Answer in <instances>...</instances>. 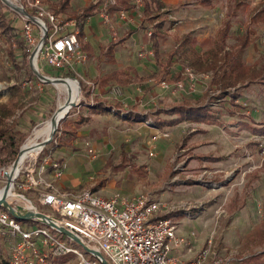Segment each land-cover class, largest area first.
<instances>
[{
	"label": "rangeland",
	"instance_id": "374dc122",
	"mask_svg": "<svg viewBox=\"0 0 264 264\" xmlns=\"http://www.w3.org/2000/svg\"><path fill=\"white\" fill-rule=\"evenodd\" d=\"M42 1L46 8L54 11L55 7H52V5L57 7L61 0ZM78 1L81 0H74V5ZM261 1H213V4L216 5L212 6V11L216 13L215 17L219 20L218 23L222 20L223 25H225L229 21L233 26L227 48L237 50V28L246 30L249 26V17L243 18L242 15L247 13L250 16L253 10L259 7ZM6 2L0 0V104L8 105L12 109L13 115L6 119L4 125H0V129L7 132L6 137L0 141V170L4 173L13 167L24 145L28 143L41 144L46 139L44 136H37V132L53 118L59 104L68 99V93L63 84L57 86L46 84L35 74L33 53L36 48L31 49L29 55H25L21 50H15L13 44H11L10 36L3 33L2 28L7 26L12 27L13 32L17 35L22 31L20 16L22 12L13 10ZM29 3V0H11V4L22 7L24 11L32 15V8ZM252 3L254 5H250L249 11L245 12L246 6ZM242 5H244V9ZM233 11L235 16L227 21L226 13L228 12V16H231ZM238 13H241L239 16L240 22L235 18ZM252 28L254 31L252 34L253 44L243 58L249 66L256 61L262 62L264 65V27L256 26ZM217 31L218 28L216 29L215 25L212 24L210 46L215 43ZM35 32L38 38V46L41 43V36L38 28L35 29ZM185 66L191 68L190 65L186 64ZM37 68L44 76L74 81L80 92V100L72 106L69 113L60 122L53 140L43 149L39 148L37 152L28 156L20 168L29 167L33 165L35 160L39 162L41 159L52 155L54 159H62L68 163L69 167L66 175L71 181L68 184L69 187H72L71 185L74 182L84 187L91 182V179H95L96 189H104L100 192L104 196L120 194L123 197L133 198L151 192V194L157 195L159 199L161 194L164 193L165 196L161 198V201L172 203L175 206H178V204L183 206L190 202L199 201L202 203L201 210H193L191 213L180 211L173 214L179 224V234L189 238L191 242H195L198 238L203 237L205 232L208 234L207 239L212 232H216L219 241L228 248L227 251L234 252L237 264H242L241 260L243 258L264 251V246L249 243L246 239L248 234L264 221V147L262 139L264 134L255 139L256 143L252 142L253 144H251L250 142L249 145L244 147V156L252 159L247 161L243 171L238 170L231 175H225L224 178H219V174L216 175V178L209 170L201 167L187 169V165L193 159L192 155H194L191 153L192 150H187V144L191 136L201 133L199 127L188 125L184 129L185 133L175 132L174 129L169 128L171 126L159 125L163 122V119L159 121L155 118L158 112H162L157 107H177L182 96L189 94L193 96L192 100L194 102H196L195 97L204 95L202 103L206 102L208 104L207 107L211 108L213 118L216 121L224 113L228 115L230 111L243 114L246 109L254 110V106L242 100L240 96L244 89L249 87L254 89L257 83L264 86V76L258 80L259 82L249 81L244 85L241 83V86H236L225 92L213 85L216 76L213 71L208 74V79L199 78L194 91L187 88L184 91L175 93L176 98L171 97V92V94L166 92L167 96L165 95L163 99V102H165L162 105L143 108V110L147 109L151 110L149 112H154V114L148 112L146 115L149 118L148 123H153L151 127L142 122L130 127H118L116 129L110 127L104 129L95 125L93 137L76 140L77 130L80 128L82 121L91 118V111L86 107V104L92 103V99L86 94L91 91V87L86 85L83 79L75 78L73 73H69V75L65 71L63 72L64 77H56L58 76L57 72L46 65L42 56L37 60ZM195 72L197 75L203 74L199 71ZM162 81H166V79H158L157 84L159 85ZM113 91L112 94L108 93L104 99L94 95V102L104 100L108 106H114L120 101L118 100L119 95L117 96ZM200 100L202 99L200 98ZM106 117L119 125L126 122L115 115L107 114ZM151 128L157 129L161 136L154 144L151 143V139L155 133L151 135V132L147 131V129L150 131ZM192 130L198 131L190 133ZM22 135L26 136V141L19 149L17 142ZM97 137L108 139L109 142L104 148L103 146L97 147V149L94 147ZM215 137L223 140V132L219 130ZM11 139L15 140V145H12L13 141ZM123 145H125L126 161L122 159ZM91 148L96 152L94 156L89 153ZM47 151H51V153L46 154ZM151 153H153L152 156H150ZM220 181L222 183L217 184ZM114 183L115 186L112 187ZM7 184L8 178H1L0 191ZM220 185L227 187L225 190H233L226 205H223V203L226 202L228 194L221 197L219 202H208L210 199L207 197V192ZM176 190H196L195 192L198 190L200 193L186 194ZM13 192L15 195L19 193L14 189ZM16 199L17 196H12L9 202L23 206L26 204L21 199L15 202ZM251 199H253V203L250 207L253 209L247 207L248 201ZM41 212L52 215L48 208H42ZM19 222L23 227L25 225L30 226L26 221ZM52 234L60 236L67 244L86 254L83 246L77 242L70 244L65 235L57 234L53 230ZM9 255L8 240L0 236V264H9ZM54 264H77V261L74 256L69 255L66 258L63 257L61 261L56 259Z\"/></svg>",
	"mask_w": 264,
	"mask_h": 264
},
{
	"label": "crops",
	"instance_id": "0c3cea01",
	"mask_svg": "<svg viewBox=\"0 0 264 264\" xmlns=\"http://www.w3.org/2000/svg\"><path fill=\"white\" fill-rule=\"evenodd\" d=\"M128 1L132 7L128 10L123 7L120 9V11H126L125 18L120 16V11H110V20H106L100 14L101 7L91 4L90 0H81L75 5L74 0H72L70 3V9L65 13L59 14L62 18L76 19L78 21L79 14L90 6L94 7L92 10L93 15L87 19L85 23V37L82 40L85 45L84 52L87 55V60L82 64H76L73 69H67L65 71L67 74L73 73L75 78L78 77L83 79L85 84L91 87V91L86 94L93 102L94 95L104 99L108 93L112 94V90L119 88L121 90V95H119L118 99L120 102L114 106H109L117 110L120 109L125 112H132L146 116L151 110H143V108L146 106L162 105L165 102H163L165 95L170 93L163 90L157 84L158 79L165 78L166 81H170L175 74L183 71L186 64L190 65V62L193 61L194 58V53L190 48H193L197 53V56H199L204 62H208V59H211L212 57V51L216 50L217 39L227 25L231 26L228 40L230 39L233 26L228 20L235 16V12L233 11L231 16H228V12L226 13V20L228 22L223 25L222 20L218 23L219 20L215 17L216 13L212 11V6L216 5L213 4L214 0H159L164 7L158 11L156 4L152 3L151 9L153 10L154 16L151 17L144 14V2L143 6H137L135 0ZM263 2L264 0L261 1L256 10H253V13L250 16L247 13L242 15L243 18H246L247 16L249 17V26L246 30L237 28V50H230L227 48L226 43L224 52H238L240 49L238 43L239 39L245 35L249 36L250 42L245 53L251 48L253 44L252 34L254 33L252 27H264L262 22H252V18L261 9ZM118 4L119 2L117 0V5ZM250 5H254V3L248 4L245 12L249 11ZM240 8L241 6L239 9ZM242 8L244 9V5H242ZM240 14L241 13H238L237 17H235L238 22H240ZM152 17H154L153 20ZM212 24L215 25L216 29L218 28V31L216 32L217 37L215 43L210 46L212 39ZM157 25L162 26L161 33L157 37V42L159 43L157 48L158 60L154 53L152 37L149 35L150 32H155V26ZM115 33L118 36L117 41L114 40ZM189 34L193 35L194 42L188 47L186 46L185 50V47H182V43L184 38ZM13 46L15 48L16 44H13ZM203 47H205V49H203ZM257 62L260 63L258 68H260L261 65L264 66L263 63L259 61H256L251 66H254ZM246 65L249 66L248 64ZM65 71H55L57 72L56 74H58L56 77H64L65 74L63 72ZM116 72L123 74L121 79L126 83L113 81L106 86L102 85V81L106 76ZM263 76L261 78H263ZM258 80L254 81V83L259 82ZM242 84L244 85L245 83ZM242 84H239L238 86H241ZM171 97L176 98L174 94H172ZM240 97L242 100L251 103L254 106V110L250 111V109H246L243 114H240L237 111H230L228 115L224 113L219 117V120L216 121L215 118H213L211 108L209 109L207 107L208 104L206 102L202 103L204 95L195 97L194 100H196V102L192 100L193 96H191V94L182 96L177 107H204L206 109L208 108L207 111L209 113L208 119L203 123L184 121L178 125L169 127L174 129L175 132L182 133H185L184 129L188 125L199 127L201 133L191 136L187 144V150H192L191 153L194 154L192 155L193 159L187 165V169L201 167L209 170L216 178V175L219 174V178H224L225 175H231L238 170H244L247 161L252 159L244 156V147L249 145L250 142L251 144L256 143L255 139L264 134V86H260L257 83L254 89L250 87L246 88ZM200 98L202 100H200ZM237 101H239V99H237ZM94 103L108 106L104 100H102V102L96 101ZM157 109H160L162 112H158L155 118L159 121L163 119V122L161 123L164 124V126L168 125L165 122L179 118L177 115H170L168 113L173 108L159 106ZM149 113L154 114V112ZM107 114L114 115L112 112H102L98 109L92 110L90 113V120L86 119L81 123L82 125L80 124L81 129L79 128L77 130L76 140L93 137L92 135L95 125L96 127H103L104 129H107V127L116 129L118 127L125 128L136 125V122L130 120H125L126 122L120 123L119 125L109 118L107 119ZM219 130L223 132V140L215 137ZM147 131L149 133L151 132V135L154 133L158 134V130L154 128H151L150 131L147 129ZM194 131L198 130H192L190 133H193ZM108 142V139H100L97 137L94 147L97 149V147L100 148L103 146L104 148ZM69 183H71V181L66 174L63 178L56 181V185L66 189H79L83 187L76 182L71 185L72 187H69ZM221 183L222 182L220 181L217 184ZM114 186L115 183L112 184V187ZM226 188L227 187H222L220 185L217 186V188L208 191L207 197L210 199L208 202H219L221 197L228 194L226 202L223 203V205H226L233 191L225 190ZM103 190L104 189L98 190L100 195V192ZM176 191H181L186 194L200 193L198 190L197 192H195L196 190ZM34 196L33 198H35ZM101 196L106 198L112 197ZM164 196V193H162L159 199L157 195H153L156 200H161ZM252 203L253 199L249 200L247 207H250ZM250 209L253 208L250 207ZM179 235L182 236L181 234ZM207 235V232H205L203 237L192 242L193 246H182L175 249L173 254L183 261L194 259L204 247ZM219 245L224 255H233L234 252H228V248L220 241ZM232 259V264H237L235 254ZM244 259L245 258L241 261Z\"/></svg>",
	"mask_w": 264,
	"mask_h": 264
},
{
	"label": "built area",
	"instance_id": "2783aa9c",
	"mask_svg": "<svg viewBox=\"0 0 264 264\" xmlns=\"http://www.w3.org/2000/svg\"><path fill=\"white\" fill-rule=\"evenodd\" d=\"M29 1L32 8V15H29L32 18L23 13L20 15L21 35L30 49L36 48L37 51L40 48L37 60L42 56L46 65L58 72L86 62L85 45L79 38L77 20L62 18L46 8L42 0ZM90 1L101 7L103 18L110 20V9L117 5V0ZM143 2L135 0L137 6H143ZM120 16L125 18L126 11H120ZM36 28L41 36L38 46ZM44 35L46 40L42 42ZM114 40H118L116 33ZM184 77L175 83L162 81L159 86L172 94L187 88L194 91L199 78L208 79L209 76L204 73L197 75L192 68L185 67ZM113 92L117 96L121 95L119 88ZM146 124L152 126L151 123ZM160 137L159 133L155 134L151 143L154 144ZM89 153L94 156L96 152L91 148ZM68 167L65 160L54 159L49 155L39 162L35 160L29 167L20 168L13 178L12 188L19 192L15 202L21 199L26 204H11V197L8 196L9 204L16 211L18 207L32 212L48 208L52 215H46L54 220L57 227L48 226L39 218L27 220L30 226L23 227L9 211L0 209V236L8 240L9 264H54L56 259L61 261L69 255L74 256L77 264H104L95 252L102 254L106 264H232L234 253L232 256L223 254L216 232H212L194 259L183 261L173 254L177 248L192 245L189 238L178 234L179 224L173 214L199 211L201 202L175 206L156 200L151 193L133 198L120 194L106 198L96 189L95 179L79 189L62 188L56 185V181L64 177ZM5 174L0 170V179L6 177ZM58 228L71 232L89 251L85 249L86 254H83L60 236L52 234V230L62 234ZM67 239L70 244L76 242L71 237Z\"/></svg>",
	"mask_w": 264,
	"mask_h": 264
},
{
	"label": "trees",
	"instance_id": "16d2710c",
	"mask_svg": "<svg viewBox=\"0 0 264 264\" xmlns=\"http://www.w3.org/2000/svg\"><path fill=\"white\" fill-rule=\"evenodd\" d=\"M72 0H61L56 7L55 5H52V7H55V12L57 14L65 13L67 10L70 9V3ZM119 6H114L111 8L110 11H119L121 7L125 8L126 10L130 9L132 5L128 0H118ZM156 4L157 10H161L164 6L159 0H145L144 1V14L146 16H154L153 10L151 9V4ZM121 5V6H120ZM94 9L93 6H90L86 8L81 14L78 15V28H79V38L81 40L85 37V23L87 19H89L93 14L92 10ZM154 17H152V20ZM253 23L262 22L264 24V2L261 6V9L255 14V16L252 18ZM155 32L152 33L151 37L154 43V53L158 60V45L157 37L161 33L162 26L157 25L155 26ZM1 29V28H0ZM4 34H8L10 36L11 44H16L15 50L18 48L20 49L25 55H29L31 49L26 44L25 40L23 39V36L21 33L18 35L14 33V29L12 27H4L2 28ZM231 31V26L227 25L225 30L221 33L219 38L216 41V50L212 51V57L211 59H208V62H204L199 56H197V53L193 48H190L192 52L194 53L193 61L190 62V66L193 70L199 71L200 73H211L215 72L216 76L213 80V85L221 90V91H227L228 89L235 88L241 83H246L247 81H256L260 79L264 75V66L261 65L260 68L258 66L260 63H256L254 66H247L243 61V54L245 53L246 49L249 47V36L245 35L242 36V38L239 39V45L240 49L238 52H224L226 48V43L229 38V34ZM194 38L192 34L187 35L182 43V47L186 46L188 47L190 44H193ZM186 52V51H185ZM14 54V53H12ZM185 69V68H184ZM184 69L182 72H179L173 76V78L168 81L169 83H175L179 80L184 79ZM55 71V70H54ZM122 73L116 72L112 73L108 76H106L103 81L102 85L106 86L109 83L113 81H117L119 83H126L124 80L121 79ZM86 107L88 110H101L102 112H109L113 113L115 116H118L124 120H130L132 122H143L147 123L149 118L147 116H143L141 114H135L132 112H125L120 109H114L110 106H105L103 104L99 103H93V104H86ZM170 115H177L179 118L175 120H171L167 123L169 126H175L178 125L184 121H191L196 123H203L205 122L208 117L209 113L206 108L204 107H198V108H186L184 106L175 107L172 110L168 112ZM13 115V111L11 108H9L6 104H0V125H4L6 119L10 118ZM84 121V120H83ZM82 121V122H83ZM153 125V123H151ZM160 123L159 125H161ZM156 126V123H155ZM154 126V127H155ZM157 127V126H156ZM264 133V132H263ZM7 132L0 129V141L3 140V138L6 137ZM12 145H15V140L11 139ZM26 141V136L22 135L20 136V139L18 140V148L20 149ZM51 151H47L46 154H50ZM122 159L123 161H126V152H125V145L122 146ZM217 161V160H215ZM249 243L258 245V246H264V221L255 227L250 234L246 237ZM8 264V263H7ZM242 264H264V251L252 256H249L245 258L242 261Z\"/></svg>",
	"mask_w": 264,
	"mask_h": 264
},
{
	"label": "water",
	"instance_id": "95a60500",
	"mask_svg": "<svg viewBox=\"0 0 264 264\" xmlns=\"http://www.w3.org/2000/svg\"><path fill=\"white\" fill-rule=\"evenodd\" d=\"M6 4L8 6H10L13 10H16L18 12H22L24 15L32 18L29 13H27L26 11H24V9L22 7H18V6H15L9 2H6ZM46 40V36L44 35L43 39H42V42H45ZM39 52H40V48H38L37 51H35L33 53V59L34 57H36V66H34V72L35 74L42 80V82L46 83V84H51V85H54V86H57L58 84H63L65 81H67V79H58V78H50V77H47V76H44L42 75L38 68H37V58H38V55H39ZM72 108V107H71ZM66 117V116H65ZM63 117L61 119V121L65 118ZM60 121V122H61ZM59 122V124H60ZM58 124V126H59ZM58 127L55 129V131L50 135V137L46 138L41 144H37L39 146V148H44L46 147L52 140H53V137L55 135V132L57 131ZM24 147L25 145L21 148L20 152H19V157L18 159H16V161L14 162L13 164V167H18V165L20 164L19 162V158L20 156L22 155L23 151H24ZM12 167V168H13ZM6 177L8 178V184L5 186V188L3 189V196L0 198V209H4V210H7L10 212L11 216L18 220V221H27L29 219H35V218H39L41 219L46 225L48 226H51V227H57L54 220H52L49 216H47L46 214L42 213V212H32V211H29V210H25L23 207H18L17 208V211L9 204L8 202V196H9V191L10 189L12 188V182H13V177L12 175L9 173V172H6ZM61 233L67 237H71L73 238L78 244H80L81 246H83L84 249L88 250L87 247L85 246V244L79 239L77 238L76 236H74L71 232L67 231L66 229L64 228H58ZM89 251V250H88ZM95 254L97 256H99L101 259H103L104 261V264L105 263V260L102 256V254L100 252H95Z\"/></svg>",
	"mask_w": 264,
	"mask_h": 264
},
{
	"label": "bare ground",
	"instance_id": "6f19581e",
	"mask_svg": "<svg viewBox=\"0 0 264 264\" xmlns=\"http://www.w3.org/2000/svg\"><path fill=\"white\" fill-rule=\"evenodd\" d=\"M5 1L11 3V0H5ZM33 62H34L33 65L36 66V57H34ZM63 86L66 92L68 93V99L65 102H61L59 104V107L57 111L55 112L53 118L49 122H47L46 125L42 129H40L37 132V136H44L45 138L50 137V135L58 127V124L61 121V119L65 117L71 110V107L80 100V92L74 81L72 82V80L70 81L67 79V81L63 83ZM37 144L28 143L25 145L24 151L19 158L20 164L18 165V167H13L8 171L12 175L13 178L18 173L20 166L22 165L24 160L28 158V156H30L32 153L37 152V150L39 149V146ZM2 196H3V189L0 191V198ZM9 196L10 197L16 196L13 192V188L10 189Z\"/></svg>",
	"mask_w": 264,
	"mask_h": 264
}]
</instances>
